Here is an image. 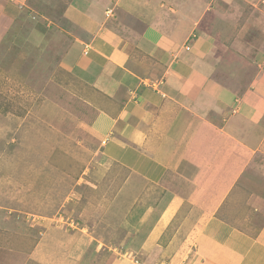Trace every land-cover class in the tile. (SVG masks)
Segmentation results:
<instances>
[{
  "label": "crops",
  "instance_id": "crops-1",
  "mask_svg": "<svg viewBox=\"0 0 264 264\" xmlns=\"http://www.w3.org/2000/svg\"><path fill=\"white\" fill-rule=\"evenodd\" d=\"M50 12L30 29L58 38L138 218L118 256L72 223L0 247V264H264V0H0V42Z\"/></svg>",
  "mask_w": 264,
  "mask_h": 264
},
{
  "label": "rangeland",
  "instance_id": "rangeland-1",
  "mask_svg": "<svg viewBox=\"0 0 264 264\" xmlns=\"http://www.w3.org/2000/svg\"><path fill=\"white\" fill-rule=\"evenodd\" d=\"M51 20L58 15L32 13L0 42V211L9 215L0 217V247L31 252L38 232L73 223L118 256L138 218L128 217L135 201L121 197L130 174L88 139L86 112L70 96L77 78L60 72L58 38L30 29Z\"/></svg>",
  "mask_w": 264,
  "mask_h": 264
}]
</instances>
